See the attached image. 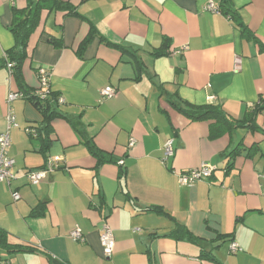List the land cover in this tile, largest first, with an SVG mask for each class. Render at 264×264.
Returning a JSON list of instances; mask_svg holds the SVG:
<instances>
[{
  "label": "crops",
  "instance_id": "1",
  "mask_svg": "<svg viewBox=\"0 0 264 264\" xmlns=\"http://www.w3.org/2000/svg\"><path fill=\"white\" fill-rule=\"evenodd\" d=\"M64 1L85 19L44 11L22 70L34 91L37 70H48L52 92L65 101L46 152L25 132L40 127L42 115L27 99L8 105L19 88L0 70V134L9 107L18 123L9 148L16 179L0 182V264H215L201 258L200 247L172 237L178 225L204 240L220 264H264V110L253 122L260 132L239 127L210 140L212 122L190 121L169 104L171 95L176 103L219 106L251 123L264 101V0H231L251 36L221 13L222 0ZM26 7V0H0V58L15 46L14 9ZM90 24L135 58L98 38L80 57ZM49 34L64 47L50 45ZM164 42L166 55L155 56ZM106 87L116 96L102 102ZM169 140L175 154L165 161ZM87 143L124 165L99 166ZM49 157H60L62 168L32 185L25 174ZM203 163L214 169L210 178L180 184L179 174ZM151 207L166 215L146 211ZM105 223L116 242L110 259L100 241ZM76 228L83 242L70 238ZM233 242L242 251L231 253ZM18 246L27 251L15 252Z\"/></svg>",
  "mask_w": 264,
  "mask_h": 264
},
{
  "label": "trees",
  "instance_id": "2",
  "mask_svg": "<svg viewBox=\"0 0 264 264\" xmlns=\"http://www.w3.org/2000/svg\"><path fill=\"white\" fill-rule=\"evenodd\" d=\"M27 7L23 10L14 9L13 21L10 26V31L14 35L15 38V46L6 52L4 57L0 58V70L8 69L11 70V76L15 79L19 91L17 93H22L26 96L25 99L30 101L32 105L38 110V112L42 115L43 121L40 127H28L30 129H36L37 135L34 137L33 135H28L33 139H37L40 142L41 151L46 152L50 145V125L51 122L58 116H61L58 113V97L52 92V98H49L45 101H42L36 96V91L30 90L27 88L24 78L22 75L23 66L28 59V47L31 36L36 32L39 28L42 14L44 11L52 13H60L65 17L73 16L85 19L82 17L77 7L74 6L69 1L64 0H26ZM220 11L231 20H233L237 27H239L243 34L251 36V33L248 31V28L242 23L241 17L239 14L233 9L231 0H222ZM91 30L87 36V38L81 43L77 53L80 57L83 56L85 50L88 48L92 42L96 38H98L101 42L106 43L108 46L116 48L131 57L135 58V55L131 51L125 50L123 47L115 45L110 41L106 40L104 37L100 36L98 30L90 24ZM48 43L55 48H62L63 39L62 37H56L53 34H49ZM169 43L164 42V45L159 53H155V56H163L166 55L165 51L169 48ZM136 66L138 71L141 70L140 62L136 61ZM39 70V69H38ZM37 70V74H38ZM169 104L184 117L194 122H212L210 126L209 138L210 140H216L225 134L231 132L235 128H248L251 131H259L260 129L253 123L254 117L261 111L264 110V101L261 105H258L256 109L253 111V117L251 119V123L247 121H235L231 119L228 114L219 106L212 105H204V106H195L187 103H176L173 101L172 96H169ZM27 128V129H28ZM90 153L94 155V157L98 161V165H103L106 163L116 162L111 157H108L104 152L99 150L93 143H87ZM239 151H233L228 154V156L235 157ZM119 164V161L116 162ZM125 170L121 171V176H125ZM148 212H156L160 214L166 215V213L158 207H151L146 209ZM176 240H186L198 247L201 248V258H207L209 261L220 264L214 256L210 254V251H206L205 246L207 243L194 236L184 225H178L177 229L172 235ZM3 240V235L0 231V242ZM15 252H25L26 247L18 246ZM206 253V254H205ZM204 254V255H203ZM52 264H62L54 259H51Z\"/></svg>",
  "mask_w": 264,
  "mask_h": 264
},
{
  "label": "built area",
  "instance_id": "3",
  "mask_svg": "<svg viewBox=\"0 0 264 264\" xmlns=\"http://www.w3.org/2000/svg\"><path fill=\"white\" fill-rule=\"evenodd\" d=\"M209 11L220 13L219 9L215 7L214 4H209L206 8ZM10 75L11 70H9ZM38 81L39 88L36 91V96L45 101L49 98H52L51 90V75L48 70L40 68L38 70ZM116 96V91L112 87H106L101 91V101H106L112 99ZM26 96L22 93L13 92L8 96V105L10 106L13 102L17 100L25 99ZM58 104H63L65 101L63 98L58 97ZM7 130L0 134V182H6L8 185L16 179L12 170L16 166L15 160L9 155V148L11 146L10 131L13 128L18 127L17 118L15 113L9 107L8 113L6 115ZM26 134L37 135L36 129H26ZM175 154L174 151V140H169L164 146V160L167 161L169 158H172ZM119 165L123 166L124 161H119ZM62 168V159L60 157H49L46 160L45 165L40 169L29 170L25 176L32 185H38L42 180L49 174L56 172ZM213 167L209 164L203 163L200 167L190 169L179 174V182L183 186L192 187L195 183L208 179L213 174ZM14 200L18 201L20 196L18 193L13 194ZM70 238L75 242H83L84 236L80 229L76 228L70 233ZM100 241L103 248V255L105 258L110 259L115 251V238L112 228L105 223L102 227L100 234ZM230 251L233 254H236L242 251L241 247L233 242L230 247Z\"/></svg>",
  "mask_w": 264,
  "mask_h": 264
}]
</instances>
